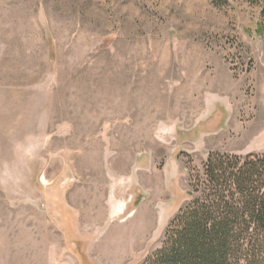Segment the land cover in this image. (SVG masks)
Wrapping results in <instances>:
<instances>
[{
    "label": "rangeland",
    "instance_id": "1",
    "mask_svg": "<svg viewBox=\"0 0 264 264\" xmlns=\"http://www.w3.org/2000/svg\"><path fill=\"white\" fill-rule=\"evenodd\" d=\"M261 25L264 0H0V264H143L193 168L264 155Z\"/></svg>",
    "mask_w": 264,
    "mask_h": 264
},
{
    "label": "trees",
    "instance_id": "2",
    "mask_svg": "<svg viewBox=\"0 0 264 264\" xmlns=\"http://www.w3.org/2000/svg\"><path fill=\"white\" fill-rule=\"evenodd\" d=\"M189 181V204L143 264H264V155L212 153Z\"/></svg>",
    "mask_w": 264,
    "mask_h": 264
},
{
    "label": "crops",
    "instance_id": "3",
    "mask_svg": "<svg viewBox=\"0 0 264 264\" xmlns=\"http://www.w3.org/2000/svg\"><path fill=\"white\" fill-rule=\"evenodd\" d=\"M121 209H122V207H118L117 209H115V211H114V214H113V216H116L117 214H119L120 213V211H121ZM89 218V221L90 220H94V221H96V220H100V217H98V215L97 216H95V215H92V216H88ZM102 217V216H101ZM112 224V227H114V224L113 223H110L109 225H111ZM108 225V226H109ZM103 226H106L107 227V225H106V223L105 224H97V222H96V224H94L93 226H92V230H90V228H91V226L90 225H88V227L86 226V230H88L86 233L87 234H94V235H97V233L99 232V236L100 235H102V234H100L101 232H102V228H103ZM88 228V229H87ZM118 235V233L116 234V233H114L113 234V236H117ZM115 245V244H114ZM85 252H86V248H85Z\"/></svg>",
    "mask_w": 264,
    "mask_h": 264
}]
</instances>
